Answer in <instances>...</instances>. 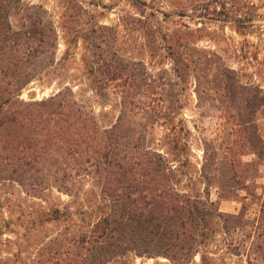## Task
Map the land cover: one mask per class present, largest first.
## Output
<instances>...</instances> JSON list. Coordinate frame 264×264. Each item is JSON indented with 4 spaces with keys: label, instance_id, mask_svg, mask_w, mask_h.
Masks as SVG:
<instances>
[{
    "label": "trees",
    "instance_id": "obj_1",
    "mask_svg": "<svg viewBox=\"0 0 264 264\" xmlns=\"http://www.w3.org/2000/svg\"><path fill=\"white\" fill-rule=\"evenodd\" d=\"M165 1L175 4L177 15L184 17V3ZM130 4L134 15L124 26L141 33L152 50L151 57L158 50L167 52L175 84L181 87L195 71V87L200 86L204 94L214 81L227 79L229 70L210 69L205 59L194 55L196 51L191 47L199 29L189 30L178 21H168L166 14L159 19V11L145 2ZM16 8L15 29L5 24L0 13V180L16 181L34 197L50 189L68 194L74 210L70 204L49 210L46 221L61 224L65 232L49 244L78 245L85 251L83 260L93 246L103 249L101 256L114 261L144 243L158 245L172 264H194L193 255L200 253L208 238L205 219L221 215L210 202L208 192L205 191L206 198H201L177 189L180 169L184 167L180 156L186 144L173 132L171 121L177 114L179 99L166 98L170 82L161 72L149 73L141 61L119 54L117 28L72 22L63 16L59 22L65 46L62 60L78 56L82 83L101 101L117 98L118 116L110 125L101 126L69 87L47 98L24 101L20 99L22 89L54 62L59 34L45 11L32 12L21 0ZM165 22L172 27L164 26ZM236 22V30L246 28L240 20ZM214 93L220 96L219 91ZM245 107L249 108L248 103ZM163 125L169 132L160 144L157 131ZM160 146H165L166 151L161 153ZM247 149L249 154L255 152L253 145ZM241 166L252 167L253 162L232 161L229 167L235 176L217 188L230 193L231 199L241 202L244 209L250 200L237 194L246 188V181L236 175L237 171L243 173ZM203 173L206 190L208 182ZM84 179L98 190V197L88 198L81 193L79 185ZM218 198L231 200L222 193ZM239 227H234L233 233ZM253 229L255 238L251 243L247 245L237 232L229 238L230 245L234 249L246 248L249 262L264 264V225L259 223ZM127 233L129 238L124 242L121 238ZM97 258L100 263L101 257ZM200 260H204L203 255ZM8 262L0 260V264Z\"/></svg>",
    "mask_w": 264,
    "mask_h": 264
},
{
    "label": "rangeland",
    "instance_id": "obj_2",
    "mask_svg": "<svg viewBox=\"0 0 264 264\" xmlns=\"http://www.w3.org/2000/svg\"><path fill=\"white\" fill-rule=\"evenodd\" d=\"M21 1L32 12L43 10L47 13V19L54 22L58 31L59 44L54 62L51 66L46 65L22 89L20 99L40 100L69 87L75 98L94 113L101 126L113 123L119 110L117 98L111 96L101 101L90 92L82 83L78 56L62 60L65 46L59 22L64 16V19L72 22L117 28L119 54L128 60L141 61L151 74L161 72L171 84L167 88L166 98L179 99L177 114L171 122L175 137L184 139L186 148L180 156V163L184 167L180 169L177 189L201 198H206L205 191L208 192L210 202L215 204L221 215L205 219L208 238L200 253L193 255V263L253 264V261L249 262L248 250L234 249L229 238L238 232L248 245L255 238L253 228L259 223L264 225V210L261 211V198L264 196V0H175L186 6L183 18L177 15L175 4L165 0ZM132 1L145 2L159 11V19H164L166 14L168 21H178L188 26L189 30L199 29L197 41L191 47L196 51L194 55L205 59L210 69L229 70L225 74L227 79L214 81L207 87L211 90L204 94L200 86L195 87V71L190 72V77H186L187 83L181 84V87L175 84L173 66L167 52L158 50L154 54L156 56L151 57L152 50L141 33L124 26L134 15L130 4ZM17 2L0 0L1 18L12 29L18 27ZM237 20L246 28L236 30ZM168 24L172 27L168 22L164 26ZM62 74L66 76L62 77ZM69 75L75 80L67 78ZM179 88L181 91H178ZM214 91H219L220 96ZM246 103L249 108L245 107ZM168 132L165 125L158 128L160 144ZM250 145L255 147V152L249 154L247 148ZM158 149L161 153L166 151L165 146ZM232 161H241L242 164L253 162L252 167L241 166L243 173L236 172L241 180L246 181V188L237 192L239 197L250 200L244 209L241 202L231 199L230 193L217 188V185L229 183L235 176L229 167ZM202 165L205 166L208 182L206 190L201 176ZM79 188L88 198L99 196L98 190L92 187L88 179L82 180ZM218 193L231 200H219ZM72 200L68 194L56 189L45 190L34 197L27 194L18 182L0 180V260L8 259V264H172L154 244L141 243L138 249L124 252L123 257L114 261L101 256L103 249L98 246H93L87 259L83 260L82 253L85 254V251L78 245H50L51 239L65 232L61 224L46 221L49 210L70 204ZM70 206L74 210L73 205ZM232 216L239 220L232 219ZM234 227L239 228L233 233ZM129 234L121 240L126 242ZM65 251L68 253L63 254ZM200 255L204 256L203 261ZM98 256L101 257L100 263Z\"/></svg>",
    "mask_w": 264,
    "mask_h": 264
}]
</instances>
